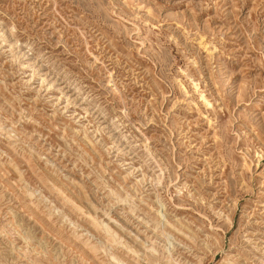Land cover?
Segmentation results:
<instances>
[{
    "label": "rangeland",
    "instance_id": "1",
    "mask_svg": "<svg viewBox=\"0 0 264 264\" xmlns=\"http://www.w3.org/2000/svg\"><path fill=\"white\" fill-rule=\"evenodd\" d=\"M0 264H264V0H0Z\"/></svg>",
    "mask_w": 264,
    "mask_h": 264
}]
</instances>
